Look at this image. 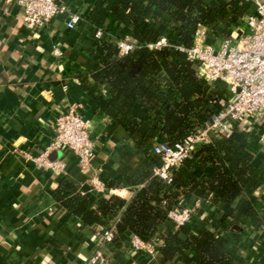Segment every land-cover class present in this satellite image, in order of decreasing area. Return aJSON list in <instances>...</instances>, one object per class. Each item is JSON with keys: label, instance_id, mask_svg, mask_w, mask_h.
I'll use <instances>...</instances> for the list:
<instances>
[{"label": "trees", "instance_id": "trees-1", "mask_svg": "<svg viewBox=\"0 0 264 264\" xmlns=\"http://www.w3.org/2000/svg\"><path fill=\"white\" fill-rule=\"evenodd\" d=\"M250 1L86 0L90 8L81 18L93 28L91 57L101 69L76 79L85 91L96 93L97 113L125 132L140 158L131 174L102 179L106 190L135 188L128 202L111 196L92 208L73 182L64 179L53 198L62 203L65 217L102 230L113 226L111 243L123 234L136 236L154 247L161 264H230L218 237L229 225L228 216L219 213L232 210L229 217L236 223L254 218L247 194L264 187L251 135L233 127L231 138H213L199 146L171 171L169 185L153 173L161 165L153 148L159 143L173 146L204 129L216 109L210 101L224 92L208 86L197 63L174 46L192 47L199 28L209 32L208 44L228 37L245 16L254 14ZM97 32L100 37H95ZM162 37L171 46L148 48ZM124 38L134 47L120 56L117 44ZM101 84L107 85L108 94L100 91ZM196 200L207 205L194 209L189 222L175 230L169 211L192 208Z\"/></svg>", "mask_w": 264, "mask_h": 264}, {"label": "crops", "instance_id": "crops-1", "mask_svg": "<svg viewBox=\"0 0 264 264\" xmlns=\"http://www.w3.org/2000/svg\"><path fill=\"white\" fill-rule=\"evenodd\" d=\"M56 1L81 17L90 8L86 0ZM65 21L58 16L30 31L22 25L16 0H0V264H86L97 250L108 264H161L157 253L133 252L130 234L100 246L101 227L65 217L62 203L53 198L69 179L92 208L111 196L128 202L135 188L106 190L102 179L131 174L140 158L125 132L97 113L96 93L85 91L76 79L101 69L91 57L93 28L81 20L67 30ZM98 87L109 93L106 84ZM73 105L88 121L95 144L90 169L80 168L64 150L54 159L63 163V173L37 168L28 157L37 158L48 147L56 117ZM250 135L255 164L264 171V145L259 143L264 127ZM246 201L255 217L236 223L229 217L232 210L220 211L229 225L218 237L230 264H264V187L249 192Z\"/></svg>", "mask_w": 264, "mask_h": 264}, {"label": "built area", "instance_id": "built-area-1", "mask_svg": "<svg viewBox=\"0 0 264 264\" xmlns=\"http://www.w3.org/2000/svg\"><path fill=\"white\" fill-rule=\"evenodd\" d=\"M16 3L22 11V25L30 31L48 26L58 16L65 18L67 30L75 29L82 20L79 14L56 0H16ZM252 4L254 14L243 18L244 27L238 29V33L232 32L228 37L208 44L206 40L209 32L199 28L192 47L185 49L174 46L186 55L188 61L197 63L198 74L208 86L223 85L224 92L210 101L216 109L204 129L173 146L159 143L153 148V153L161 159L160 167L155 168L153 173L167 185L172 180L171 171L187 160L199 146L209 143L213 138H231L233 127L245 135H250L258 127H264V1L252 0ZM95 37H100V32ZM166 46L171 45L162 37L148 48L160 49ZM133 47L134 44L128 38L117 44L120 56L126 55ZM53 53L60 55L57 50ZM53 133L51 143L40 156L34 159L28 157L37 168L55 174L63 173V163L58 159L51 160L50 156L64 150L77 158L80 168L90 169L95 144L90 135L89 123L81 115L78 106H70L56 117ZM259 143L264 145L263 136L259 138ZM205 204L196 200L192 208L179 206L169 211L167 218L177 230L189 222L194 209L203 208ZM115 235L113 226L103 230L99 236V245L111 243ZM130 247L135 253L156 254L153 246L136 236H131ZM86 264L108 263L102 252L97 250Z\"/></svg>", "mask_w": 264, "mask_h": 264}, {"label": "rangeland", "instance_id": "rangeland-1", "mask_svg": "<svg viewBox=\"0 0 264 264\" xmlns=\"http://www.w3.org/2000/svg\"><path fill=\"white\" fill-rule=\"evenodd\" d=\"M262 1H264V0H262ZM250 2L252 3V0H251ZM243 27H244V19H242V20L240 21L239 26L236 27V30H235V28L232 29V32H234V33H238L239 30H240V29L242 30ZM238 29H239V30H238ZM237 30H238V31H237ZM208 37H211V36L209 35ZM167 39H169V38L167 37ZM218 86H219V88H220L222 91H224V86H223V85H218ZM220 93H221V92H220Z\"/></svg>", "mask_w": 264, "mask_h": 264}, {"label": "water", "instance_id": "water-1", "mask_svg": "<svg viewBox=\"0 0 264 264\" xmlns=\"http://www.w3.org/2000/svg\"><path fill=\"white\" fill-rule=\"evenodd\" d=\"M57 156H58V153L55 152V153H53V154L50 156V159H51V160H54Z\"/></svg>", "mask_w": 264, "mask_h": 264}]
</instances>
